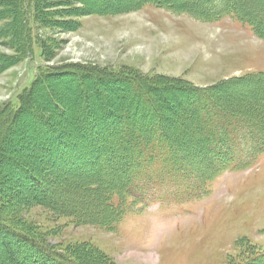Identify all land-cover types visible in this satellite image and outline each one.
Segmentation results:
<instances>
[{
    "label": "rangeland",
    "instance_id": "1",
    "mask_svg": "<svg viewBox=\"0 0 264 264\" xmlns=\"http://www.w3.org/2000/svg\"><path fill=\"white\" fill-rule=\"evenodd\" d=\"M21 1L0 0V107L17 105V97L47 67L58 73L48 84L67 111L84 103L82 87L94 107L103 111L109 105L112 110L119 99L113 93L117 83L135 80L144 82L142 93L149 92L169 121L179 118L175 114L180 97L193 89L207 91L220 106L254 121L264 118V39L231 16L208 17L206 6L212 0H193L195 6L183 10L139 6L138 0H38L39 16L30 19L26 29ZM213 1L220 10L224 0ZM263 24L264 20L261 28ZM27 32L29 40L35 39L29 60ZM39 87L31 102L37 103L38 111L42 106L49 111L45 88ZM47 110L39 115L59 128L62 153L43 152L37 128L28 122L30 109L25 111L16 124L19 135L0 149V223L76 264H225L241 250L264 246V155L244 171L214 178L201 199L193 197L192 181L174 178L172 183L169 175L159 177L152 196L158 201L138 206L130 198L114 231L101 222H89L103 215L108 194L90 187L82 176L85 170L70 168L76 165L70 159L85 161L89 141L67 117ZM192 121L186 127L195 137ZM180 131L179 127L174 134ZM199 164L195 159L192 167ZM29 175L62 191L65 207L81 215L59 213L36 202ZM182 193H189L188 200L175 201ZM118 200L114 197L115 205ZM3 241L16 248L17 239L1 232L0 244ZM241 241L247 242L240 246ZM1 247L0 264H11Z\"/></svg>",
    "mask_w": 264,
    "mask_h": 264
},
{
    "label": "trees",
    "instance_id": "2",
    "mask_svg": "<svg viewBox=\"0 0 264 264\" xmlns=\"http://www.w3.org/2000/svg\"><path fill=\"white\" fill-rule=\"evenodd\" d=\"M246 2L249 0H224L220 6L222 8L218 10L217 3L212 0L209 2L210 5L206 6L205 14L215 20L222 16H231L248 26L255 36L264 39V24L263 28L260 25L264 20V0H256L254 4L249 5ZM136 3L139 6L156 5L170 10H183L195 6L193 0H138ZM37 4L38 0L21 1L20 17L25 29L30 19L36 20L39 16ZM28 35L29 32L26 33L27 60L33 56L35 46L32 42L35 39L29 40ZM36 43L43 50L41 40H37ZM57 74L47 67L41 69L33 78L30 87L17 97V105L10 102L0 107V149L4 150V145L10 146L13 136L19 135V126L16 124L23 119L24 114L26 115L25 111L30 109L28 122L29 124L33 122V126L37 128L36 138L43 152H48V155L62 153L63 145L60 143L62 138L56 132L59 128L51 126L48 119L39 115L47 110L45 106L38 111L37 103L31 102L40 88L39 84H43L48 98L47 103L50 105L47 112L62 118L67 117L78 134L89 141L85 143L87 152L85 161L70 159V162L76 164L70 168L85 170L82 171V176L88 179L90 187L104 190L108 194L103 215L89 222H101L104 227L115 231L118 222L126 214L124 203L130 198L134 199L133 203L138 206L158 201L157 196L152 197L155 181L159 177L164 180L167 175L172 179V183L174 178H180L186 183L192 181L195 184L191 188L194 192L193 197H203L208 192L209 182L214 178L225 172L248 169L260 155L264 154V129L257 130V126L264 123V118L254 121L248 114L224 108L207 91L193 89L187 96L180 97V106L175 114L179 118L170 121L160 114L149 92L146 90L142 93L147 87L144 82L135 80H121L117 83L118 90L115 88L113 93L119 99H116L115 108L112 110L108 108L109 105L103 107V111L97 109L99 105L94 107L89 95H86L87 90L82 87L84 103L79 102V106H74L73 111H67L50 91L51 87L48 84V81ZM261 80H264V77ZM191 118L194 120L192 126L195 137H190L186 127L191 125L188 122ZM179 127L181 131L174 134ZM49 135L51 138L48 142ZM16 139L20 140L19 137ZM16 139L14 138V141ZM195 149L198 150L197 153ZM237 152L239 158L235 156ZM193 153L196 154V158ZM194 158H199V168L192 167ZM206 174L208 176H205ZM147 177L149 179L144 183L141 179ZM26 178L27 182L32 181L34 184L30 193L36 202L59 213L81 215L78 211L65 207L66 200L62 197V191L51 190V187L46 186L37 175L33 177L29 175ZM56 193L60 196L54 197ZM187 194L189 193L176 195L175 201L188 200ZM114 197L119 199L117 205L113 202ZM1 232L17 239L14 243L16 248H13L9 241L0 244L5 247L11 264H76L3 223H0V234ZM246 242L241 241L240 246ZM14 256H17L16 260L13 259ZM225 264H264V246L241 250L239 255L227 259Z\"/></svg>",
    "mask_w": 264,
    "mask_h": 264
}]
</instances>
